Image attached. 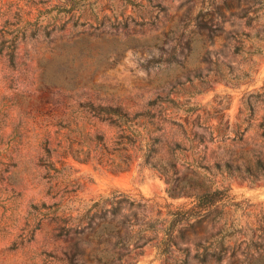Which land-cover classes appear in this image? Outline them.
<instances>
[{"label":"rangeland","instance_id":"obj_1","mask_svg":"<svg viewBox=\"0 0 264 264\" xmlns=\"http://www.w3.org/2000/svg\"><path fill=\"white\" fill-rule=\"evenodd\" d=\"M259 161L264 0H0V264H264Z\"/></svg>","mask_w":264,"mask_h":264},{"label":"trees","instance_id":"obj_2","mask_svg":"<svg viewBox=\"0 0 264 264\" xmlns=\"http://www.w3.org/2000/svg\"><path fill=\"white\" fill-rule=\"evenodd\" d=\"M6 54L10 58V60L13 62L15 60V49H8L6 51ZM157 103V99L152 100L150 104L155 105ZM88 109L90 113L94 116L97 117L101 120L108 121L109 123H123L124 125L131 124L137 120L142 115H147L150 113V111L147 112H136L134 115H132L127 109L122 107L121 105H109V106H104V105H94L93 103L87 104ZM153 116V115H152ZM150 132V131H148ZM128 139H131L129 136H127ZM157 137H150V140L156 141ZM156 150L155 145L153 144H148V148L146 149V152L143 154V161L141 164H150L151 166L155 167V163H153L152 159L154 158V152ZM47 152V157L44 159V165L48 170H58L54 166V162L50 159L51 158V153L50 149L46 148ZM92 156L90 153H87L85 160L88 161L90 159H97L98 162H102L103 159ZM108 162V161H107ZM108 164H112L109 163ZM130 163H127V166ZM170 170L164 169L163 174L166 176V180L168 184L171 186L175 182V175L177 173V165L176 162L171 160L167 163ZM259 167L260 171L264 174V163L259 161ZM118 170L122 168L120 165L116 167ZM124 168V167H123ZM173 188L170 187L169 191L170 194L173 195ZM195 198V203L187 209H183L182 207L178 206V208L175 210L174 215L176 216L174 221L175 222H180L181 220L188 221L192 218L196 219H201L207 215H209L212 211L215 210L217 203H219L224 197L222 195V190L221 189H213V190H205L200 193H196L193 195Z\"/></svg>","mask_w":264,"mask_h":264}]
</instances>
